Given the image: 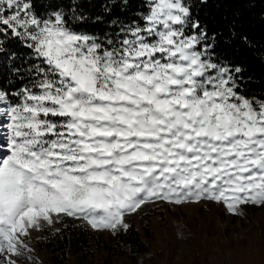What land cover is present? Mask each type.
<instances>
[{
    "label": "snow or ice",
    "instance_id": "6c2138e0",
    "mask_svg": "<svg viewBox=\"0 0 264 264\" xmlns=\"http://www.w3.org/2000/svg\"><path fill=\"white\" fill-rule=\"evenodd\" d=\"M207 2L0 0V264H40L33 234L66 218L115 236L150 205L264 208V95Z\"/></svg>",
    "mask_w": 264,
    "mask_h": 264
},
{
    "label": "rangeland",
    "instance_id": "374dc122",
    "mask_svg": "<svg viewBox=\"0 0 264 264\" xmlns=\"http://www.w3.org/2000/svg\"><path fill=\"white\" fill-rule=\"evenodd\" d=\"M200 207L150 205L132 216L128 222L149 245L143 263L130 262L116 247L106 250L114 243L113 235L90 228L95 237L88 259L69 264H264V208L247 207L243 216H233L220 205L205 211H200ZM70 219L55 225V229H61ZM146 226L151 238L145 236ZM55 229L33 234L31 244L40 264H50L41 241L54 234Z\"/></svg>",
    "mask_w": 264,
    "mask_h": 264
},
{
    "label": "trees",
    "instance_id": "16d2710c",
    "mask_svg": "<svg viewBox=\"0 0 264 264\" xmlns=\"http://www.w3.org/2000/svg\"><path fill=\"white\" fill-rule=\"evenodd\" d=\"M70 3L71 0H33L35 10L44 13L50 10L48 4ZM105 0H85V14L94 16L102 11ZM194 13L211 28L223 31L218 52L244 68L243 90L249 95H264V0H208L207 4L194 7ZM123 18V17H121ZM231 23V28H229ZM104 27V25H100ZM100 27L91 24L85 30L99 33ZM231 31L236 36H231ZM247 36V43L243 37ZM145 236L151 238L149 227ZM95 234L81 222L70 219L58 234L45 236L41 243L46 248L50 264H69L88 259ZM114 243L106 250L117 248L121 255L133 263H143L149 253V245L140 231L131 224L127 234L113 235Z\"/></svg>",
    "mask_w": 264,
    "mask_h": 264
}]
</instances>
